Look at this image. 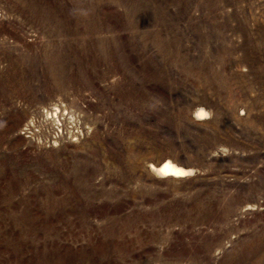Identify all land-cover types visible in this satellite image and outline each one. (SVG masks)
<instances>
[{
  "label": "rangeland",
  "instance_id": "1",
  "mask_svg": "<svg viewBox=\"0 0 264 264\" xmlns=\"http://www.w3.org/2000/svg\"><path fill=\"white\" fill-rule=\"evenodd\" d=\"M0 264H264V0H0Z\"/></svg>",
  "mask_w": 264,
  "mask_h": 264
},
{
  "label": "bare ground",
  "instance_id": "2",
  "mask_svg": "<svg viewBox=\"0 0 264 264\" xmlns=\"http://www.w3.org/2000/svg\"><path fill=\"white\" fill-rule=\"evenodd\" d=\"M169 165V168L170 169H180L182 170L185 174L182 175V176H185L187 174H189L192 170L191 169H187V168H184L182 166H179L177 165L176 163H173L172 161L170 160H165V161H162V163H160L158 166H151L153 172L155 174H157L159 177H182V176H176L174 171H161L165 165Z\"/></svg>",
  "mask_w": 264,
  "mask_h": 264
},
{
  "label": "clouds",
  "instance_id": "3",
  "mask_svg": "<svg viewBox=\"0 0 264 264\" xmlns=\"http://www.w3.org/2000/svg\"><path fill=\"white\" fill-rule=\"evenodd\" d=\"M197 115H198V117L199 118H203L205 115H206V113L201 109L198 113H197ZM167 165V164H166ZM165 165V166H166ZM164 166V168H163V171H165V172H167V171H174V173H175V175L176 176H182V175H184L185 173L182 171V170H180V169H170L169 167H165Z\"/></svg>",
  "mask_w": 264,
  "mask_h": 264
},
{
  "label": "snow or ice",
  "instance_id": "4",
  "mask_svg": "<svg viewBox=\"0 0 264 264\" xmlns=\"http://www.w3.org/2000/svg\"><path fill=\"white\" fill-rule=\"evenodd\" d=\"M165 167H169V165H166ZM161 171H163V169Z\"/></svg>",
  "mask_w": 264,
  "mask_h": 264
}]
</instances>
